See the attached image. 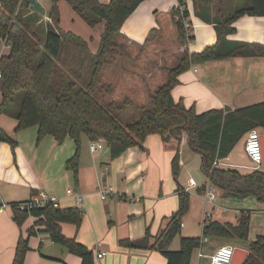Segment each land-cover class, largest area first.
<instances>
[{"label":"crops","instance_id":"obj_1","mask_svg":"<svg viewBox=\"0 0 264 264\" xmlns=\"http://www.w3.org/2000/svg\"><path fill=\"white\" fill-rule=\"evenodd\" d=\"M38 1L42 4L43 0ZM99 1L108 3L110 0ZM185 3L189 14L186 19L189 25L187 30L193 39L183 45L169 48L165 54L161 53L159 61L163 60L162 58L167 59L172 53H181L182 56L186 52L189 54L199 52L206 46L214 44L217 40L214 23L204 18L225 16L244 5L246 0H220L207 5L199 2L197 6L192 0H185ZM177 4L178 0H144L127 17L120 31L127 29L129 20L133 17L135 21H139V25H133L130 37L137 41L143 40L144 43V37L148 32L151 31L149 35L156 32L151 13L164 12L168 14L167 19L173 24L172 30L177 36V28L171 15V9ZM60 8L62 14H66L64 20L67 21L72 14L67 13L66 6L60 4ZM70 9L79 17L71 6ZM61 11L60 23L64 22ZM63 25L66 28L62 29L59 25L62 31L71 32L80 38L83 33L79 32V35L75 31L80 25L90 32L79 22L73 24L66 22ZM232 26L235 31L226 36L228 40L264 43V17L244 15L237 18ZM86 43L89 51L88 41ZM128 43L133 44L130 40ZM97 50L89 52L94 54ZM8 53L9 46L0 39V57ZM156 63L150 64L153 68L150 67L152 71L148 73V79L133 80L129 74L122 71L118 75L119 80L122 79L121 83L130 81V84L125 83L130 89L147 91L150 79L159 71L160 63L158 65ZM170 68L172 67L167 68V73ZM177 79L178 83L172 88L171 94L176 101L181 100L186 108L193 107L197 113L213 108L234 110L264 101V56H229L192 64L188 70L180 73ZM121 83L115 85L120 86ZM16 124L15 119L0 114V129L16 142L12 148L9 143L0 141V264H12L20 235L26 236L28 228L35 221V218L30 216L19 227L12 218L11 204L29 200L41 192L55 196L60 207L77 206L82 210L83 218L79 228L62 223L61 230L65 236L75 237L78 242L93 250L94 264H167L166 258L155 249L128 248L119 242L123 239L140 240L147 228L149 243H152L155 235L166 226L168 218L177 210L176 181L171 169L177 149L180 168L177 182L185 189L189 178L195 177L198 182L196 186L186 189L190 194L189 210L181 220L183 225H180L179 235L169 245L170 250L177 248L173 246L177 243L179 248L180 236H201L206 211L211 214L209 221L237 225L241 213L247 211L250 213L248 208L253 206L251 201L253 196L234 200L235 196L224 194L214 185L216 198L211 203L207 202L205 188L202 193L198 189L200 183L205 185L209 183L202 170L201 172L194 170L193 175L184 183L178 179L184 167L182 148L189 147L186 134H183L179 145L175 141L164 142L158 134H150L145 138L142 147H129L114 159L110 158L105 145L101 151L91 152L90 140L86 136H81L78 168L74 174L66 167V161L73 157L77 150L73 139L66 137L58 143L53 136L45 135L37 141V126L16 131ZM255 130L264 134L263 128ZM246 136L247 134L240 142L243 141L245 144ZM236 146L226 158L219 160L217 166L237 169L242 174L253 171V164L246 156L244 146L236 156L232 155ZM195 172L200 179L195 176ZM69 188L73 191L70 195L66 193ZM104 189L110 190L105 192V198H102L99 190ZM191 189H194V192H191ZM78 195L82 196L80 202L76 200ZM192 210L200 215L198 224L189 220L191 218H188L187 223L184 221ZM191 222L193 224H189ZM250 227L251 224L249 231ZM205 238L207 239L202 238L200 246L192 251L189 264H210V256L215 249L225 244L234 248L240 247L248 252L250 243V240L246 239L248 241L246 247H241V242L246 240L217 236ZM216 238L221 240H215ZM28 246L29 250L25 253L23 264L81 262L78 256L50 241L48 235L43 232L30 236ZM100 252L104 254L97 257L96 254Z\"/></svg>","mask_w":264,"mask_h":264},{"label":"trees","instance_id":"obj_2","mask_svg":"<svg viewBox=\"0 0 264 264\" xmlns=\"http://www.w3.org/2000/svg\"><path fill=\"white\" fill-rule=\"evenodd\" d=\"M48 11L49 22L42 42L30 26L19 17V8H28L26 0H0V39L9 46V53L0 57V114L16 120V131L37 126V141L51 135L61 143L66 137L73 139L76 153L66 161V167L77 173L78 148L81 136L90 141L101 140L111 159L121 155L132 146L142 147L145 138L158 134L164 142L175 141L178 145L183 134L193 151L201 155V170L205 178L228 196H253L264 203V169H255L242 174L237 169L213 166L214 161L226 158L233 148L249 131L264 129V101L251 105L228 109H209L197 113L193 107L186 108L181 100H175L172 88L178 83V75L192 64L229 56H264V43L230 41L228 34L235 31L232 23L244 15L264 17V0H246V3L225 16L204 18L214 23L216 42L199 52L184 53L177 64L168 69V78L149 94V107L141 110L140 116L123 124L118 113L130 100L121 104L114 101L104 103L98 93L110 92L112 84H100V74L116 54L124 53L123 45L116 41L122 24L144 0H66L73 11L90 27L104 21L96 53L88 51L87 43L79 36L64 32L59 27L60 15L53 0ZM194 5L208 4L220 0H192ZM177 39L180 44L191 41L183 24L189 14L185 0L171 9ZM88 51L90 54V73L85 87L78 85L81 80L79 69L81 59L70 60L63 56L67 44ZM70 63V64H69ZM101 95V96H102ZM0 141L7 142L12 148L16 142L0 129ZM171 169L176 181L178 208L168 218L152 243L149 231L140 240H120L119 244L128 248L155 249L167 264H189L192 251L198 248L202 238L217 236L246 240L249 233L250 214L241 213L237 225L223 224L219 221L204 223L199 237L180 236L179 248L170 250L171 241L180 233V223L188 212L189 192L177 182L179 175V150L175 151ZM205 188L200 183L199 191ZM30 200V199H29ZM29 200L12 203V218L20 227L30 216L35 218L26 236L20 235L12 264H23L25 253L29 250L28 239L38 232L48 235L50 241L59 244L71 254L80 258V264H94L93 250L78 242L75 237L62 233L61 224L69 223L79 228L83 212L77 206L54 207L51 203L44 206L28 207ZM27 205V206H26ZM23 206V208H21ZM243 264H264V235H258L248 244V255Z\"/></svg>","mask_w":264,"mask_h":264},{"label":"rangeland","instance_id":"obj_3","mask_svg":"<svg viewBox=\"0 0 264 264\" xmlns=\"http://www.w3.org/2000/svg\"><path fill=\"white\" fill-rule=\"evenodd\" d=\"M54 3L53 0H43L42 4L45 8V14H38L37 12L30 10L24 6L19 8V17L22 21L27 23L30 28L37 33L40 40L43 42L46 34V27L49 22L48 11L51 5ZM62 6H66L67 13L72 16H69L64 20V16L66 14H62L60 4ZM59 13L61 11V17L64 22H59L60 27L63 29V23L73 24V22H79L83 24L90 32L86 31V29L80 25L76 28V34L83 33L80 35L82 38L86 39L89 44V51L94 52L98 49L99 42V34L102 32L104 24L103 21H100L96 26L90 27L84 23V21L80 17H76L74 13L70 9V5L66 0H59L56 2ZM141 12V11H140ZM170 14V13H169ZM152 21L154 23L153 28H155L156 32L153 35L146 34L145 42L137 41L136 39H132V31L133 25H139V21H135V18L129 20L128 27L126 30H121L116 37V41L124 45V53L116 54L115 57L106 65H104L103 70L100 74V84H113V89L110 92L98 93L99 99L103 97L105 99L104 103H108L114 101L116 104H121L125 99L130 100V103L125 105L122 110L114 109L115 113H118L119 119L123 124H127L140 116L141 110L143 108L149 107V94L154 92L156 88L165 83L168 78L167 68L173 67L179 60L181 53H172L167 57V59L162 58L163 60L159 61L161 53L165 54L169 48H175L180 45V42L175 35V31L172 30L173 24L170 20L167 19L168 14L164 12H155L152 14ZM68 16V15H67ZM77 27V26H76ZM66 28V27H64ZM71 29V28H69ZM174 31V32H173ZM80 32V33H79ZM131 36V37H130ZM134 37V36H133ZM143 38V39H144ZM128 40L132 41L133 44L128 43ZM182 45V44H181ZM172 50V49H171ZM63 56L70 60V63L74 57L81 59L82 64L80 65L71 63L73 68L79 69L81 74V80H78L77 83L81 87H85L86 82L88 81V76L90 73V54L87 51L82 50L81 48H77L73 46L72 43L67 44L66 50L63 52ZM160 63L159 71L153 75L148 84L147 91L140 92L137 88H128L125 83L130 84V81H124L121 83L122 79L119 80V74L123 71L125 74H129L131 79L135 80L137 78H147L148 73L153 68L150 64ZM69 63V64H70ZM150 65V66H149ZM151 67V68H150ZM148 79V78H147ZM121 83L122 85L116 86L115 83ZM135 83V82H134ZM124 84V86H123ZM102 95V96H101ZM85 138V137H83ZM86 140V139H83ZM244 146V142H239L234 149L232 155L236 156ZM101 151L97 150V152ZM182 157L184 161V167L181 171L180 177L178 178L182 183H184L187 178L193 175V171L197 170L201 172V155L190 149L189 147L182 148ZM199 184V183H198ZM194 192V189L190 190ZM251 200L253 206H250V231H249V239L250 242L254 241L258 235H264V203L258 201L255 197H252ZM234 200H242V197H234ZM230 204H227V206ZM247 206V205H246ZM198 212L192 210L188 213V215L184 218V221L187 223L189 220L195 221L198 224L199 220ZM189 224H193L192 222ZM215 240H221L220 238H216ZM242 241L241 247H246V243L248 241ZM178 243L173 245L177 248H171L172 250L178 249ZM218 245V244H217ZM215 245V247L217 246ZM236 245V244H233Z\"/></svg>","mask_w":264,"mask_h":264},{"label":"built area","instance_id":"obj_4","mask_svg":"<svg viewBox=\"0 0 264 264\" xmlns=\"http://www.w3.org/2000/svg\"><path fill=\"white\" fill-rule=\"evenodd\" d=\"M183 24L186 28L189 27L186 19H183ZM1 76V75H0ZM104 147V143L101 140L90 141L89 148L91 152H96ZM245 154L248 159L253 164L252 169H260L262 163V145L260 142V133L257 130H251L247 133L245 144H244ZM219 160L214 161L213 166H217ZM197 179L195 177H191L188 179L187 188L193 187L197 185ZM110 189L99 190V193L102 198H105V192H108ZM66 193L68 195L72 194V189H67ZM205 197L206 201L211 203L216 198V191L213 184L210 182L205 185ZM77 202L82 200V196L78 195L76 198ZM47 203H51L54 207H58V199L55 196H48L43 192L33 196L30 198L28 202V207L32 206H44ZM26 205V206H27ZM23 208V206H21ZM210 212L206 211L204 214V223L208 222L210 217ZM182 226L183 223H180ZM207 238H204L206 240ZM234 247L229 244L221 245L217 247L214 253L210 256V264H231L232 256H233ZM104 253H97V257H101Z\"/></svg>","mask_w":264,"mask_h":264},{"label":"water","instance_id":"obj_5","mask_svg":"<svg viewBox=\"0 0 264 264\" xmlns=\"http://www.w3.org/2000/svg\"><path fill=\"white\" fill-rule=\"evenodd\" d=\"M27 2L29 3V7L31 10L42 15L45 13L44 7L38 0H27ZM260 142L262 145V155H263L261 167L264 169V134H260ZM195 176H197L200 179L197 172H195ZM247 255H248L247 250L242 249L240 247H235L233 251L231 264H243L247 258Z\"/></svg>","mask_w":264,"mask_h":264}]
</instances>
